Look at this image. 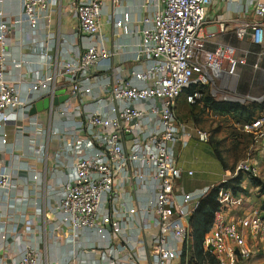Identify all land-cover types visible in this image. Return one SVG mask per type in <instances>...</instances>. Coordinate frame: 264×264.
Here are the masks:
<instances>
[{"label": "built area", "instance_id": "built-area-1", "mask_svg": "<svg viewBox=\"0 0 264 264\" xmlns=\"http://www.w3.org/2000/svg\"><path fill=\"white\" fill-rule=\"evenodd\" d=\"M6 1L0 0L1 143L7 144L9 127L30 135L32 145V132L61 135L55 161L70 174L54 190V235L65 228L93 236L94 248L106 251L105 264H182L183 252L192 251L190 217L212 187L189 192L182 184L193 173L179 164L187 143L178 100L192 85L209 87L213 97L223 93L235 86L239 68L246 64L248 54L230 44L209 49L216 36L205 30L209 7L222 2L229 14L253 15L256 20L239 24L235 35L262 46L264 0H138L143 10H153L140 20L128 12L116 16L124 0H66L78 22L74 40H80V47L61 65L47 59V74L28 82L26 76L13 79L8 72L12 32L24 28V43L41 42L36 34L51 25V7L59 2L18 0L20 11L11 16L3 9ZM107 2L123 36L134 34L130 25L142 26L140 41L118 63L102 34ZM124 47L120 44L118 50ZM12 62L17 69L28 64ZM65 95L64 102L55 104ZM45 99L49 108L32 115L36 103ZM201 100L199 90L186 96L189 105ZM41 114H46L45 123ZM241 130L253 141L233 176L242 172L261 178L254 154L264 155V111ZM198 132L207 142L209 136ZM45 149L46 144L35 153ZM11 187L12 176L0 170V210L1 194ZM250 201L244 192L220 190V209L204 240V264H240L255 248L264 260V211ZM238 214L244 218L238 220ZM11 264H41V252L23 243Z\"/></svg>", "mask_w": 264, "mask_h": 264}, {"label": "crops", "instance_id": "crops-1", "mask_svg": "<svg viewBox=\"0 0 264 264\" xmlns=\"http://www.w3.org/2000/svg\"><path fill=\"white\" fill-rule=\"evenodd\" d=\"M57 6L51 7V25L36 34L41 38L37 44L24 43V28H15L12 32L10 45V60L8 72L11 78L17 79L22 75L25 82L31 81L37 76L47 74L44 66L50 59L54 66L73 57V48L80 47V40H74L77 30V20L68 12V2L58 0ZM3 9L11 16H16L19 11L18 0H8ZM130 13L136 20L151 15L142 9V3L138 0H124L122 5L114 13L123 17ZM113 8L109 2L103 10L101 17L102 34L108 39L110 51L115 53L114 61L118 63L125 54H130L134 46L140 41V29L142 26L128 25L134 30L131 36H123V30L118 29L115 21L111 20ZM253 15L239 16L229 14L226 3H217L209 7L207 11L206 31L216 33L209 44V49H215L219 44H230L239 53H246V64L239 69L238 80L235 82L237 89L240 80L246 81L250 77L252 65L258 68L264 67V45H256L250 39L239 41L235 32L239 24L254 22ZM223 25V26H222ZM47 35L53 39L47 40ZM124 44L122 50L118 46ZM246 50V52H245ZM48 54V57L46 56ZM13 60L26 61L22 69L13 66ZM264 71V68H263ZM264 79L259 87L264 86ZM263 84V85H262ZM262 111H259V114ZM223 118V117H222ZM225 118V117H224ZM40 119L46 121V114H41ZM235 128H240L235 125ZM7 144L1 143L0 132V170L6 171L12 176V187L1 194L2 209L0 210V258L5 264H11L12 260L20 254V245L29 244L41 252V264H105L106 251L94 248L95 239L89 234L76 235L65 228L54 235L55 218L52 206L55 204L54 190L63 179V175H69L70 171L58 166L56 153L59 150L61 135L53 132H32L31 137L36 144H31L30 135H21L7 128ZM48 142V144H47ZM46 144L45 151L37 155L35 151ZM204 186L193 191H200ZM190 192V191H189ZM152 233L154 230L151 231ZM148 235L145 236V240ZM147 246L148 241L146 240ZM143 250H139L142 256Z\"/></svg>", "mask_w": 264, "mask_h": 264}, {"label": "rangeland", "instance_id": "rangeland-1", "mask_svg": "<svg viewBox=\"0 0 264 264\" xmlns=\"http://www.w3.org/2000/svg\"><path fill=\"white\" fill-rule=\"evenodd\" d=\"M263 68L262 65H259L258 68H254L252 65L250 77L246 81L240 80L236 90L234 87L228 90L224 89L223 93H218L214 98L219 101L232 99L234 103L243 106H264V102H258L264 97V86L259 87L264 79ZM208 90L210 92V89ZM261 109L263 108H258L255 111V118ZM177 110L180 122L185 126L187 143L180 154L179 164L186 172L193 173L192 176H188L182 181L185 190L193 191L204 186L213 187L233 178L239 163L246 159L249 153L253 136L235 128L231 123V116L222 118L206 110L202 104H197V107L189 106L184 95L178 100ZM198 131L205 132L209 136L207 142L199 139ZM214 149L220 151L228 166V171H224L216 159ZM254 157L259 166L261 180L264 182V155L255 153ZM243 188L248 192L251 204L254 207H261L264 202L261 189L254 187L251 182L246 180ZM236 218L240 220L244 216L238 214ZM240 264H264V260L261 253L255 248L250 259Z\"/></svg>", "mask_w": 264, "mask_h": 264}, {"label": "trees", "instance_id": "trees-1", "mask_svg": "<svg viewBox=\"0 0 264 264\" xmlns=\"http://www.w3.org/2000/svg\"><path fill=\"white\" fill-rule=\"evenodd\" d=\"M208 89L210 88L192 85L191 87L184 90L182 96L184 95L186 101V96L188 94L199 90L202 93V100L198 104L204 105L206 110L221 117L231 116L234 124L239 125L240 128L244 124H247L255 119V111L258 108H263L260 111H264V106H243L234 102L216 100ZM189 106L197 107V104ZM214 155L222 165L224 171H228V166L218 149H214ZM247 179L250 180L254 187L260 188L262 194L264 195V182L261 180V178H250L242 172H239L235 177L231 178L225 183H220L219 185L210 188L209 191L201 198L197 208L189 220L191 228L192 251L190 253L186 252V250L183 252L182 264H186L187 262L188 264H204L206 261L204 240L213 226L215 213L220 209V204L218 202V194L220 190L232 189L235 193L244 192L248 194V192L242 186L243 182ZM260 208L264 211V202Z\"/></svg>", "mask_w": 264, "mask_h": 264}, {"label": "water", "instance_id": "water-1", "mask_svg": "<svg viewBox=\"0 0 264 264\" xmlns=\"http://www.w3.org/2000/svg\"><path fill=\"white\" fill-rule=\"evenodd\" d=\"M235 87H236V86H234V88H235ZM235 90H236V88H235ZM58 94L63 95L64 92H63V91H60V92H58ZM66 99H67V96H66V95H65V96H61L60 98H58V99L55 101V104L62 103V102H64ZM226 101H227V100H226ZM228 101H229V102H233L232 99H230V100H228ZM253 101H257V100H253ZM258 102H264V97L261 98L260 101H258ZM49 105H50V101H49V99H45V100L42 101V102H38V103H36V105L33 107L32 111H31V114H32V115H35V114L38 113V112H42V111L48 109V108H49Z\"/></svg>", "mask_w": 264, "mask_h": 264}]
</instances>
